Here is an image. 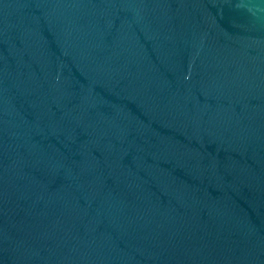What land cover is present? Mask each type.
<instances>
[{
  "label": "water",
  "instance_id": "95a60500",
  "mask_svg": "<svg viewBox=\"0 0 264 264\" xmlns=\"http://www.w3.org/2000/svg\"><path fill=\"white\" fill-rule=\"evenodd\" d=\"M0 264H264V0H0Z\"/></svg>",
  "mask_w": 264,
  "mask_h": 264
}]
</instances>
